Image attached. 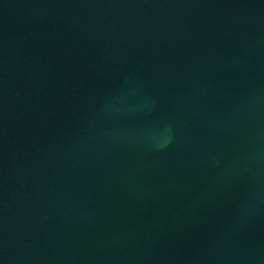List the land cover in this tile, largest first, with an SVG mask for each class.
Returning <instances> with one entry per match:
<instances>
[{"label": "water", "instance_id": "95a60500", "mask_svg": "<svg viewBox=\"0 0 264 264\" xmlns=\"http://www.w3.org/2000/svg\"><path fill=\"white\" fill-rule=\"evenodd\" d=\"M0 264H264V0H0Z\"/></svg>", "mask_w": 264, "mask_h": 264}]
</instances>
